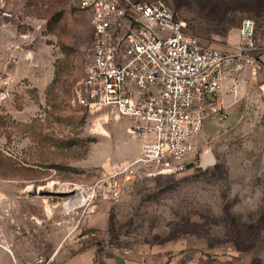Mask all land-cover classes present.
<instances>
[{
	"label": "rangeland",
	"instance_id": "obj_1",
	"mask_svg": "<svg viewBox=\"0 0 264 264\" xmlns=\"http://www.w3.org/2000/svg\"><path fill=\"white\" fill-rule=\"evenodd\" d=\"M165 1L218 48L237 43L253 18L264 50V0ZM78 2L0 0V242L25 264H61L89 247L146 264H264L262 77L247 76L223 122L205 120L195 167L142 168L119 179V199L99 195L90 209L91 189L141 145L116 113L76 105L93 37ZM207 153L214 162L204 165Z\"/></svg>",
	"mask_w": 264,
	"mask_h": 264
},
{
	"label": "built area",
	"instance_id": "obj_2",
	"mask_svg": "<svg viewBox=\"0 0 264 264\" xmlns=\"http://www.w3.org/2000/svg\"><path fill=\"white\" fill-rule=\"evenodd\" d=\"M78 5L91 13L93 37L85 75L75 87L76 105L116 113L141 145L138 158L91 189L87 201L93 210L99 195L119 199L125 190L119 179L136 180L142 168L150 175H174L195 167L205 120H225V96L237 92L244 74H257L264 50L250 17L241 22L237 43L218 48L192 34L165 0H79ZM261 89L264 94V82Z\"/></svg>",
	"mask_w": 264,
	"mask_h": 264
},
{
	"label": "crops",
	"instance_id": "obj_3",
	"mask_svg": "<svg viewBox=\"0 0 264 264\" xmlns=\"http://www.w3.org/2000/svg\"><path fill=\"white\" fill-rule=\"evenodd\" d=\"M250 74L246 73L243 76L241 83L238 86L237 91L241 84L247 79V76ZM257 77H262L264 79V51L261 54V67L259 68L256 75H252ZM264 82V81H263ZM234 94H229L225 96L224 102L227 104L228 98L233 96ZM227 98V99H226ZM9 245H5L0 242V264H25L21 261L20 255L16 254V249L8 248ZM61 264H146L144 261H138L133 257L122 254L118 252L112 253H103L98 250L96 247H89L83 250H80L69 257H67Z\"/></svg>",
	"mask_w": 264,
	"mask_h": 264
},
{
	"label": "water",
	"instance_id": "obj_4",
	"mask_svg": "<svg viewBox=\"0 0 264 264\" xmlns=\"http://www.w3.org/2000/svg\"><path fill=\"white\" fill-rule=\"evenodd\" d=\"M214 162V158L212 156L211 153H207V155L205 156V159H204V165L206 163H213Z\"/></svg>",
	"mask_w": 264,
	"mask_h": 264
},
{
	"label": "bare ground",
	"instance_id": "obj_5",
	"mask_svg": "<svg viewBox=\"0 0 264 264\" xmlns=\"http://www.w3.org/2000/svg\"><path fill=\"white\" fill-rule=\"evenodd\" d=\"M28 190H30V189H28ZM8 248L10 249V247L8 246Z\"/></svg>",
	"mask_w": 264,
	"mask_h": 264
}]
</instances>
